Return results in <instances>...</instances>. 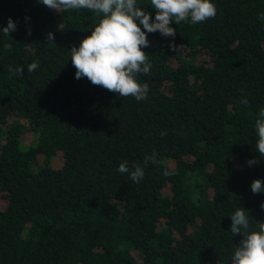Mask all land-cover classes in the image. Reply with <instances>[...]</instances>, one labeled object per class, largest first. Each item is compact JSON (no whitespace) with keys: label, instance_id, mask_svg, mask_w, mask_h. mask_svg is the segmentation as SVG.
Returning a JSON list of instances; mask_svg holds the SVG:
<instances>
[{"label":"trees","instance_id":"16d2710c","mask_svg":"<svg viewBox=\"0 0 264 264\" xmlns=\"http://www.w3.org/2000/svg\"><path fill=\"white\" fill-rule=\"evenodd\" d=\"M212 2L214 18L147 34L150 72L138 80L149 90L137 101L75 78L71 48L101 16L0 0V264H231L243 236L230 215L247 209L259 230L264 0ZM137 3L154 19L150 0ZM124 162L144 178L118 172Z\"/></svg>","mask_w":264,"mask_h":264},{"label":"clouds","instance_id":"9594fccd","mask_svg":"<svg viewBox=\"0 0 264 264\" xmlns=\"http://www.w3.org/2000/svg\"><path fill=\"white\" fill-rule=\"evenodd\" d=\"M49 9L57 12L87 9L101 16L99 23L79 44L71 48V62L75 67V78H87L93 85L103 87L120 97H134L137 101L147 98L149 85L138 80L140 75L150 72L148 55L144 48L150 46L148 33L159 32L165 37H174V22L191 21L193 24L214 18L217 12L212 0H150V7L155 10V17L139 6L137 0H37ZM102 14V15H101ZM139 21V23H137ZM141 25L143 26L141 28ZM17 30L16 23L9 18L7 26L2 28L6 35ZM28 34H31L29 28ZM47 40L55 42L52 32ZM11 48L10 44L5 45ZM39 62L28 65L27 71L34 72ZM17 75L23 74L22 68L14 69ZM247 104L245 99L241 101ZM258 135L256 149L264 156V108H261L255 120ZM165 135V133H162ZM156 153L145 157V164L157 163ZM259 163L256 157L249 159V166ZM120 173H128L133 182H139L145 176L144 167L127 162L121 163L117 169ZM167 169L164 175H171ZM251 191L264 193V183L255 179L251 183ZM264 207V204L261 205ZM249 212L241 207L231 214V233L233 237L242 235L243 239L235 247L231 264H264V222L259 230L249 231Z\"/></svg>","mask_w":264,"mask_h":264},{"label":"rangeland","instance_id":"374dc122","mask_svg":"<svg viewBox=\"0 0 264 264\" xmlns=\"http://www.w3.org/2000/svg\"><path fill=\"white\" fill-rule=\"evenodd\" d=\"M35 140V137L33 134L31 133H27L25 134V136L23 137V144L24 145H27L29 143H32L33 141ZM60 152L58 154H56L53 162H52V166H60L61 162H62V158L59 159L60 157Z\"/></svg>","mask_w":264,"mask_h":264}]
</instances>
